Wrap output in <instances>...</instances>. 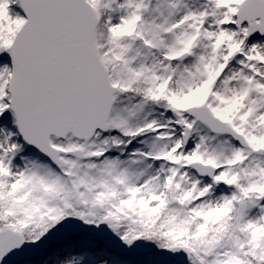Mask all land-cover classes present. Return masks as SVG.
Instances as JSON below:
<instances>
[{"label": "snow or ice", "instance_id": "1", "mask_svg": "<svg viewBox=\"0 0 264 264\" xmlns=\"http://www.w3.org/2000/svg\"><path fill=\"white\" fill-rule=\"evenodd\" d=\"M0 264H264V0H0Z\"/></svg>", "mask_w": 264, "mask_h": 264}]
</instances>
